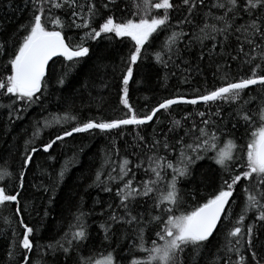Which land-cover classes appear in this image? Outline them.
I'll use <instances>...</instances> for the list:
<instances>
[{
  "label": "snow or ice",
  "instance_id": "6c2138e0",
  "mask_svg": "<svg viewBox=\"0 0 264 264\" xmlns=\"http://www.w3.org/2000/svg\"><path fill=\"white\" fill-rule=\"evenodd\" d=\"M120 3L23 0L19 8L15 0H0L13 13L28 12L10 34L0 32V99L9 101L0 108L8 110L10 123L37 105L47 112L32 122L19 167L0 168V210L10 209L0 214L6 241L0 264H40L31 259L34 249L51 255L53 264H60L59 256L63 264H197L221 229L223 242L208 264H264V91L252 95L253 86L264 90V0H134L127 14ZM73 29L83 33L76 43ZM104 40L131 45L119 71L124 117L81 120L70 110L60 115L43 108L92 58L90 42ZM104 59L97 56L74 93L94 85ZM145 61L160 67L165 82L179 73V83L191 85L193 74L207 80L210 70L218 84L203 93L193 89L200 94L191 98H164L141 114L130 103V82ZM88 95L90 108L97 97ZM181 105L207 108L177 118L173 106ZM224 105L231 109L227 115ZM124 126L136 127L134 143L123 155L112 143L85 189L110 198L98 213L106 217L98 225L103 251L91 245L88 218L97 213L84 209L83 196L60 239L37 247V229L24 219L32 205L23 195L34 157L43 152L55 160L50 150L58 142L94 130L122 135ZM77 156L64 161L55 179L42 171L52 180L41 185L50 203Z\"/></svg>",
  "mask_w": 264,
  "mask_h": 264
},
{
  "label": "trees",
  "instance_id": "16d2710c",
  "mask_svg": "<svg viewBox=\"0 0 264 264\" xmlns=\"http://www.w3.org/2000/svg\"><path fill=\"white\" fill-rule=\"evenodd\" d=\"M133 3L134 0H121L120 8L125 9V14H127L134 10ZM15 7L23 8V0H15ZM120 15L121 13L117 12V17ZM27 17V10L21 14L19 11L13 13L12 10L6 7H0V32L6 30L10 34ZM82 34V32L74 29L69 31V35L73 37V43L78 42L79 36ZM90 46L94 53L92 58L78 69V75L75 79L71 80V83L66 88L50 96L44 102L43 108L47 109L48 112L60 115H63L65 110H70L72 114L78 113L81 120L89 118L104 120L123 118L126 109H123V106L119 102V71L123 67L121 65V57L127 55L131 45L127 41L121 44L115 41L109 42L108 40H104L99 44L92 41L90 42ZM97 56H105L106 59L102 61L101 66L93 75L94 85L82 93H74L73 89H80L84 74L92 68ZM113 69L116 70L114 71ZM163 76L164 72L159 66L155 65L154 61H145L139 64L138 67H134V81L130 82V103L138 113L142 114L151 109L164 98L174 95H187L191 98L193 95L203 93L206 88L211 89L214 85L218 84V81L213 79L210 70L207 71V80L204 79L203 75L196 76L193 74L191 85H181L178 79L179 73L177 77H171L167 82L162 79ZM104 83H107L109 87H103ZM165 83L167 87L164 86ZM197 87L200 89V93L193 91ZM178 89L179 91H177ZM253 89L252 95H258L264 91L258 86L253 87ZM89 91L93 97H97V100L92 101L90 108L85 106L90 100ZM58 97L61 99L58 100ZM100 97L103 98L102 101H100ZM0 103L7 104L9 101L7 99H0ZM173 107L177 118L186 112L194 113L197 110L204 111L207 108L204 105ZM223 107L225 115H227L231 109L227 105ZM212 108L214 110L215 105ZM41 115H47V112H42L41 106L37 105L28 109L23 119L10 123L8 120V110L0 108V168L11 166L12 169H16L19 167L20 155L24 149V140L31 134L32 122ZM196 119L198 120L199 118L197 117ZM120 131L113 130L111 134L107 135L99 133L98 130H94L91 133L75 134L73 137L67 138L65 142H58L57 145L53 146V149L50 151L55 160L50 159L49 155L43 152L34 157V163L27 176L26 191L23 195L24 199L31 202L32 205L24 213V219L29 226L37 229V247L60 239L63 232L67 229L68 223L72 220V213L75 211L72 207L73 203L79 201L80 197L83 196L82 203L84 209L86 211L94 209V212L97 213L88 218L92 237L91 245H94L100 252L103 251L100 246L106 242L103 241V233L99 230L98 225L106 217H102L98 213L102 208L107 206L110 198L108 194L99 192L96 189H89L87 192H85V189L88 183H90V176L99 167L104 151L112 143L121 147L122 155L124 154L123 149L134 143L133 138L137 131L135 126H124L122 135ZM148 131L150 132L151 129H148ZM51 135H55V131ZM48 139H50V135L48 132H45L43 140L47 141ZM240 142L242 143L243 141ZM81 146L84 149L83 152H80ZM129 150L131 151L130 147ZM74 152L78 153L77 159L67 172L63 184L55 191V200L50 203L49 196L51 193H46L41 185H49L52 183V180L48 178V175L42 174V171L51 174L53 179H55L56 172L65 160L73 156ZM201 163L206 168V162L202 161ZM205 168H202L201 171H204ZM96 200H101L103 203L95 204ZM46 209L48 211L47 216H45ZM235 210L239 212L240 209L237 207ZM9 211L10 209L0 210V214L7 215ZM3 227L5 226L0 221V228ZM17 231L20 230L17 229ZM261 239H264V235H262ZM222 242L223 229H221L219 235H216V238L211 240L206 254L198 259L197 264H208V261L214 258V253H216L217 248ZM127 243L128 241H125V244ZM5 249L6 241L0 235V261L6 255ZM33 251L36 254L32 255L31 259L40 261V264H53L54 258L51 255L47 253L40 254L37 252V249ZM96 255L97 258H100L99 253ZM58 258L60 264H63V257L59 256Z\"/></svg>",
  "mask_w": 264,
  "mask_h": 264
},
{
  "label": "water",
  "instance_id": "95a60500",
  "mask_svg": "<svg viewBox=\"0 0 264 264\" xmlns=\"http://www.w3.org/2000/svg\"><path fill=\"white\" fill-rule=\"evenodd\" d=\"M253 87H256V86H253Z\"/></svg>",
  "mask_w": 264,
  "mask_h": 264
}]
</instances>
